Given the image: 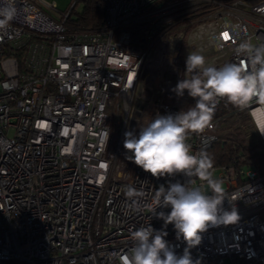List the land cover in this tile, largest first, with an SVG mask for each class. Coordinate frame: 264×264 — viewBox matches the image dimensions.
<instances>
[{
	"label": "built area",
	"instance_id": "2783aa9c",
	"mask_svg": "<svg viewBox=\"0 0 264 264\" xmlns=\"http://www.w3.org/2000/svg\"><path fill=\"white\" fill-rule=\"evenodd\" d=\"M104 2L100 27L74 28L68 11L52 13L56 1L16 0L17 18L0 29V264H120L131 232L148 224L167 231L177 255L187 248L147 207L161 184L187 178H156L127 160L124 133L194 105L173 90L188 53L216 67L246 63L234 49L264 42V0ZM259 107L239 112L264 146ZM220 110L221 100L212 126L189 134L194 154L219 138ZM244 160L214 163L223 208L239 219L209 225L188 249L194 264H264V170ZM128 186L143 195L127 197Z\"/></svg>",
	"mask_w": 264,
	"mask_h": 264
},
{
	"label": "clouds",
	"instance_id": "9594fccd",
	"mask_svg": "<svg viewBox=\"0 0 264 264\" xmlns=\"http://www.w3.org/2000/svg\"><path fill=\"white\" fill-rule=\"evenodd\" d=\"M19 12L16 0H0V29H6ZM234 53L246 58V63L229 62L216 67L206 65L199 51L188 53L185 77L173 90L181 97L187 91L194 105L176 114H157L141 124L138 135L124 133L123 147L131 154L126 155L127 160L156 178L178 174L187 178L183 183L169 182L167 187L161 184L147 205L165 227L173 225L176 238L182 237L187 248L183 255H177L165 239L167 231L148 224L131 232L133 245L119 257L120 264H194L188 249L200 244L201 234L209 225H227L239 219L235 206L230 211L223 208L228 197L223 181L214 178L213 158L205 151L194 154L187 142L190 133L212 126L214 111L222 99L242 111L255 102L264 113V42L245 40ZM256 130L264 135V122H258ZM105 135L108 140L109 130ZM125 194L132 198L143 192L128 186ZM158 208H170V212H157Z\"/></svg>",
	"mask_w": 264,
	"mask_h": 264
},
{
	"label": "trees",
	"instance_id": "16d2710c",
	"mask_svg": "<svg viewBox=\"0 0 264 264\" xmlns=\"http://www.w3.org/2000/svg\"><path fill=\"white\" fill-rule=\"evenodd\" d=\"M68 11L67 21L74 28H98L105 15L104 0H74ZM170 1V0H166ZM66 11H62L66 12ZM218 117L222 118V133L213 142L207 153L216 164H230L235 156H245L244 165L264 170V146L257 140V132L252 128L250 116L221 100ZM253 135L247 137L248 129Z\"/></svg>",
	"mask_w": 264,
	"mask_h": 264
},
{
	"label": "rangeland",
	"instance_id": "374dc122",
	"mask_svg": "<svg viewBox=\"0 0 264 264\" xmlns=\"http://www.w3.org/2000/svg\"><path fill=\"white\" fill-rule=\"evenodd\" d=\"M49 2H52V1H56L57 3V6H58V11L56 10H52V13L54 15H57L59 14L60 12L62 11H66L67 9L70 8V6L74 3V0H47ZM60 11V12H59ZM185 52V51H184ZM187 52H189V49L187 50ZM186 53V52H185ZM222 133V132H221ZM224 186V189H225V185L223 184Z\"/></svg>",
	"mask_w": 264,
	"mask_h": 264
}]
</instances>
